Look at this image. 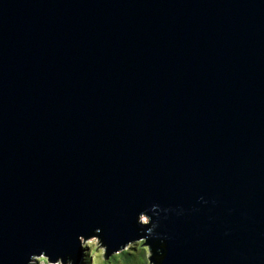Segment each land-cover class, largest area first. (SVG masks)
I'll return each mask as SVG.
<instances>
[{
    "label": "water",
    "instance_id": "95a60500",
    "mask_svg": "<svg viewBox=\"0 0 264 264\" xmlns=\"http://www.w3.org/2000/svg\"><path fill=\"white\" fill-rule=\"evenodd\" d=\"M95 238L264 264V0H0V264Z\"/></svg>",
    "mask_w": 264,
    "mask_h": 264
},
{
    "label": "rangeland",
    "instance_id": "374dc122",
    "mask_svg": "<svg viewBox=\"0 0 264 264\" xmlns=\"http://www.w3.org/2000/svg\"><path fill=\"white\" fill-rule=\"evenodd\" d=\"M143 220L146 223L148 222L146 218ZM145 243V241H139L130 244L124 251L107 257V249L98 238H95L83 243L78 264H152L150 258L153 253ZM33 264L63 263H52L46 257H38ZM66 264H74V262Z\"/></svg>",
    "mask_w": 264,
    "mask_h": 264
},
{
    "label": "trees",
    "instance_id": "16d2710c",
    "mask_svg": "<svg viewBox=\"0 0 264 264\" xmlns=\"http://www.w3.org/2000/svg\"><path fill=\"white\" fill-rule=\"evenodd\" d=\"M89 264V263H88Z\"/></svg>",
    "mask_w": 264,
    "mask_h": 264
}]
</instances>
